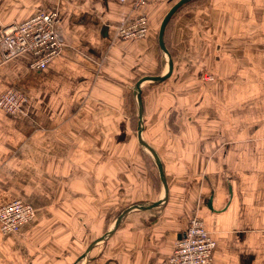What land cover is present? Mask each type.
Listing matches in <instances>:
<instances>
[{"label": "crops", "instance_id": "0c3cea01", "mask_svg": "<svg viewBox=\"0 0 264 264\" xmlns=\"http://www.w3.org/2000/svg\"><path fill=\"white\" fill-rule=\"evenodd\" d=\"M176 1H148L147 34L125 41L129 3L0 0V30L51 7L64 41L42 70L25 55L0 63V95L26 97L25 114L0 110V205L35 210L0 231V264H163L192 215L212 264H264V0H198L169 20L173 69L139 85L168 193L115 224L164 196L132 130V89L168 70L157 31Z\"/></svg>", "mask_w": 264, "mask_h": 264}, {"label": "built area", "instance_id": "2783aa9c", "mask_svg": "<svg viewBox=\"0 0 264 264\" xmlns=\"http://www.w3.org/2000/svg\"><path fill=\"white\" fill-rule=\"evenodd\" d=\"M128 3L140 13L135 14L126 24H120L116 37L144 39L148 22L143 6L145 0H116ZM58 11L51 7L37 9L28 18L0 30V59L20 54L29 56L30 68L43 67L47 60L56 57L62 44L58 26ZM5 57V58H4ZM25 98L14 89H7L0 95V109L7 112H21ZM35 215L30 203L13 199L0 205V231L4 235L19 232ZM202 221L192 217L184 234L173 244L172 251L163 264H212L213 241L204 230Z\"/></svg>", "mask_w": 264, "mask_h": 264}, {"label": "water", "instance_id": "95a60500", "mask_svg": "<svg viewBox=\"0 0 264 264\" xmlns=\"http://www.w3.org/2000/svg\"><path fill=\"white\" fill-rule=\"evenodd\" d=\"M190 0H177L172 6L171 9L164 14V16L161 19V24L158 27V31H157V36H158V47L160 48V50H162L166 56H167V64H168V70L159 76H154V75H145L142 78H139V80L134 84L133 89H132V93H133V100L135 103V107H137V113H136V121H137V127H135V134L137 135V143L139 144L140 147H142V149H144L147 153H149L150 157L152 158L153 162L156 164L157 166V175L160 178V184L162 186V189L164 191V196L156 202L151 203L149 206H144V205H138L135 204L132 207H128L124 212H122L117 219H115V224H118V222H120L119 220L121 219L122 215L128 211H131L133 209L139 208V209H150V207L157 205V204H161L163 202V200L165 199V197L167 196V190H166V179L163 176V172H162V165L161 163H159V160L157 158V153L154 151V149H152L148 144H146L144 142L143 136L141 135L142 132V128L143 126V121H142V117H143V113H144V107H142V94L139 88V85H141L143 82H145V80H151V81H155V83H159L160 81H163L164 79H166V77H169L171 70L173 69V65L171 64V59H170V55L168 53V50H166L165 46H164V29L165 27L168 25L169 23V19L171 18V15L179 8V6H183L185 5V3H187ZM111 230V229H110ZM110 230L106 233V235H108V233L110 232ZM85 255V254H84ZM83 255V256H84ZM81 256V257H83ZM80 260V259H79ZM77 260V262L79 261Z\"/></svg>", "mask_w": 264, "mask_h": 264}, {"label": "rangeland", "instance_id": "374dc122", "mask_svg": "<svg viewBox=\"0 0 264 264\" xmlns=\"http://www.w3.org/2000/svg\"><path fill=\"white\" fill-rule=\"evenodd\" d=\"M148 1H150V0H145L144 6H143V8H144L143 10L145 11L146 19H147V5H148ZM152 1H155V0H152ZM128 3H129V5L131 4L130 2H128ZM128 3H119V4H123V5H124V4H128ZM191 4L196 5L197 3L189 2V3L185 4V6H183V8L180 9V11L185 10V8L189 7ZM186 5H187V6H186ZM131 8H133V7L131 6ZM133 9H135L136 11H138L137 13H140V9H139V10L136 9V8H133ZM58 13H59V12H58ZM137 13H136V14H137ZM134 15H135V14H134ZM134 15H133V16H134ZM58 16H59V14H58ZM133 16H132V17H133ZM58 22H59V17H58ZM123 23L126 24L127 21H125V22H124V21H121V22H120V24H123ZM120 24H119V25H120ZM56 25L58 26V30H60V26L58 25V23H57ZM119 25H118V26H119ZM148 27H149V26H148ZM58 32H59V31H58ZM59 34H60V33H59ZM146 34H147V32H146ZM115 37H116V34H115ZM116 38H117L118 40H125V39H121V38H119V37H116ZM138 39H139V38H129V40H125V41L138 40ZM139 40H142V39H139ZM63 45H64V41H63V39H62L61 47H62ZM61 47H60V49H61ZM60 49H59V51H60ZM58 53H59V52H58ZM21 55H25V56H27L26 54H20V55H17V56H21ZM58 55H59V54H58ZM58 55H57V56H58ZM4 58H5V57H4ZM16 58H17V57H14V56L6 57V59H8V60H2V59H0V63L3 64L4 62L11 61L12 59L14 60V59H16ZM27 58L30 59L29 56H27ZM53 58H54V57H52L51 59H53ZM49 60H50V59H49ZM49 60H47L46 63H48ZM46 63L44 64V66L46 65ZM27 66H28L29 69L32 70V68H30V66H29L28 61H27ZM44 66H43V67H44ZM43 67H40V68H37V69H41V70H42ZM153 75H154V74H153ZM154 76H158V75H154ZM164 80H165V79H164ZM164 80H163V81H164ZM22 96H23V95H22ZM23 97H24V96H23ZM24 98H25V100H24V102H25V101H26V97H24ZM24 102H22V111H21V112L19 111V112H16V113H15V112H8V113H15V114H19V113H20V114H25V111L23 110V103H24ZM132 105H133V102H132ZM132 108H133V107H132ZM134 108H135V107H134ZM134 108H133L132 120H131V121H132V127H133L132 130L135 131V127H137V121H136L137 107H136L135 109H134ZM0 110H1V109H0ZM1 111H3V110H1ZM3 112H7V111H3ZM135 132H136V131H135ZM155 182H156V184L158 183V181H155ZM192 217H196V218H198V217L195 216V215H192ZM192 217L190 218V220L192 219ZM199 219H200V218H199ZM190 220H189V221H190ZM201 221H202V220H201ZM188 223H189V222H188ZM202 223H203V222H202ZM202 225H203V224H202ZM208 235H209V238L211 239V236H210L209 232H208ZM211 240H212V239H211ZM212 241H213V240H212ZM213 244H214V242H213ZM81 259H82V257H81ZM81 259H80V260H81ZM165 259H166V258H165ZM80 260H79V261H80ZM79 261H78V262H79ZM81 261H82V260H81ZM81 261H80V262H81ZM80 264H81V263H80Z\"/></svg>", "mask_w": 264, "mask_h": 264}, {"label": "trees", "instance_id": "16d2710c", "mask_svg": "<svg viewBox=\"0 0 264 264\" xmlns=\"http://www.w3.org/2000/svg\"><path fill=\"white\" fill-rule=\"evenodd\" d=\"M189 2H194V3H197L198 2V0H190V1H188L187 3H189ZM187 3H185V4H187ZM183 6H185V5H183ZM183 6H179V8L171 15V18L175 15V13H178L179 11H180V9H182L183 8ZM170 18V19H171ZM169 19V20H170ZM167 27V26H166ZM166 27H165V29H164V34H165V31H166ZM164 34H163V36H164ZM164 44H165V46H167V44H166V38H165V36H164ZM158 45V44H157Z\"/></svg>", "mask_w": 264, "mask_h": 264}]
</instances>
